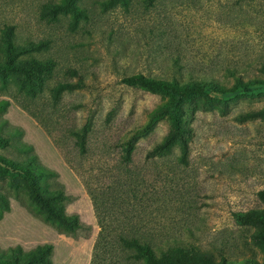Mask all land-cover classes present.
I'll return each mask as SVG.
<instances>
[{"label": "rangeland", "instance_id": "1", "mask_svg": "<svg viewBox=\"0 0 264 264\" xmlns=\"http://www.w3.org/2000/svg\"><path fill=\"white\" fill-rule=\"evenodd\" d=\"M58 1L0 0V42L10 27L14 46L35 47L21 58L53 62L50 78L33 98L0 81V136L8 140L0 155L16 162L33 158L45 173L44 189L61 190L69 198L64 212L76 214L91 231L76 239L59 233L0 172V195L8 205L0 215V254L50 245L52 264H129L117 249L93 251L99 228L85 183L97 189L125 182L115 165L119 144L131 137L127 177L136 197L117 186L114 204L106 206L107 224L136 226L137 237L165 241L190 255L204 251L211 264L221 257L231 264L262 263L263 252L251 240L260 225L236 217L264 212L256 196L264 189V119L248 116L264 109V84H243L264 79V0H127L109 8L103 0H76L75 19L70 13L41 16L44 6ZM71 71L82 87L54 101L50 91L57 83L76 82ZM134 74L215 81L228 89L236 75L242 83L222 95L189 86L209 104L190 120L181 164L177 147L144 158L166 133L165 124L132 137L161 98L121 83ZM87 121L86 153L80 156L73 133Z\"/></svg>", "mask_w": 264, "mask_h": 264}, {"label": "trees", "instance_id": "2", "mask_svg": "<svg viewBox=\"0 0 264 264\" xmlns=\"http://www.w3.org/2000/svg\"><path fill=\"white\" fill-rule=\"evenodd\" d=\"M127 0H103L101 4L105 8L114 6L117 3L125 4ZM76 0H59L55 4H50L42 8L41 16L59 13H70L75 19L80 16L75 7ZM12 32L10 27L2 30L0 42V81L12 83L21 93L30 98L39 94L50 78L53 68V62L50 60L39 61L33 58L23 59L22 55L35 50V47H16L12 44ZM71 73L77 76L75 83L63 82L57 83L50 91L54 101L58 100L62 93L71 92L82 87L81 79L74 71ZM235 84L229 89L221 86L215 81L194 82L189 80L186 83H180L176 79L161 80L151 77H145L141 74H134L123 77L121 83L128 87H136L160 95V100L151 110L145 112V123L139 130L133 131L132 137L139 133L150 131L155 125L162 123L166 125V133L149 148L144 158L146 160L155 157H161L169 152L173 147L179 151L178 162L186 163L188 153V143L190 137V120L195 111L204 110L209 104V99H200L191 93L189 86L192 84H201L204 88H209L217 94H230L235 91L237 86L242 83L239 76L231 75ZM245 85L264 84L263 80H248ZM203 102V104H202ZM109 116V114H108ZM107 116V117H108ZM250 118L264 119V109L254 111L248 115ZM90 131L89 121L85 122L77 132L73 133L75 137L74 145L78 148L80 156L86 153V139ZM131 138V137H130ZM127 137L119 146H121L120 156L115 165L117 176H125L126 181L116 186L100 187L93 189L85 183L86 193L88 194L95 216L96 225L99 228L97 239L93 251L97 253L103 246L105 248L117 249L123 254V261L129 264H211L209 256L204 251H194L192 255L188 250L177 247H169L168 243L162 241L156 243L155 240L146 237H137L139 228L129 224L110 225L105 221V211L109 203L114 204L117 197L115 189L117 186L126 188V195L134 200L136 195L132 184L127 176L132 175L129 165L132 161V152L134 145ZM8 146V140L0 136V149ZM33 158H26L22 162H16L0 155V172L8 176L11 184L26 192L27 197L36 212L42 216L45 222L53 226L59 233L70 236L73 239L87 238L91 227L79 221L76 214L67 215L64 212L65 204L69 201L63 192L59 189L46 190L42 182L45 176L44 171L34 164ZM256 196L264 201V189L258 191ZM103 206V214L100 210ZM8 208L7 202L0 195V215ZM102 214V216H101ZM119 214H124L122 210ZM236 219L241 223L255 221L260 225V229L251 235L252 243L262 250L264 257V212L247 211L237 216ZM110 245V246H109ZM167 245V246H166ZM50 245L37 246L34 249L23 252L20 248L9 249L5 254H0V264H52L50 261ZM94 253V258L97 254ZM218 264H231L221 257ZM242 264H258L248 260ZM260 264H264L263 262Z\"/></svg>", "mask_w": 264, "mask_h": 264}]
</instances>
